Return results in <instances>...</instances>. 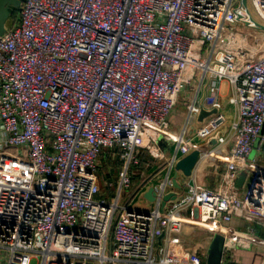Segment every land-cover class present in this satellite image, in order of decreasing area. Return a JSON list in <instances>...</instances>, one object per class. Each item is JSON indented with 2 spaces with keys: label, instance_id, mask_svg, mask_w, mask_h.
I'll list each match as a JSON object with an SVG mask.
<instances>
[{
  "label": "built area",
  "instance_id": "2783aa9c",
  "mask_svg": "<svg viewBox=\"0 0 264 264\" xmlns=\"http://www.w3.org/2000/svg\"><path fill=\"white\" fill-rule=\"evenodd\" d=\"M259 24L264 0H24L0 36V264H201L172 256L188 208L211 231L227 229L226 258L250 250L252 230L227 225L239 210L264 219V170L243 195L237 186L264 128ZM196 76L207 85L188 123L222 106L223 81L237 108L223 179L162 207L168 174L155 209L136 205L151 180L133 188L136 152L166 160L158 141ZM204 120L176 138L170 169L226 116ZM105 150L122 160L112 180L100 176Z\"/></svg>",
  "mask_w": 264,
  "mask_h": 264
},
{
  "label": "crops",
  "instance_id": "0c3cea01",
  "mask_svg": "<svg viewBox=\"0 0 264 264\" xmlns=\"http://www.w3.org/2000/svg\"><path fill=\"white\" fill-rule=\"evenodd\" d=\"M11 21L10 23H12ZM9 24V23H8ZM207 81L201 84L196 76L192 84L189 85L179 96V101L175 111L169 116V127L165 135L158 141V147L165 153L166 160L156 163L153 167L152 174L149 179V186H156L163 182L170 173V179L175 172V165L172 169L168 162L177 152L176 138L185 130L187 137L195 136L198 128L202 126L205 120L200 121L199 117L188 123V105L193 101L201 103L205 96ZM220 99L222 106L217 109L216 114L226 116V122L220 127V130L213 136L219 137V142L209 152H201V157L193 173L190 177H185L182 173H178V182L183 184V189L179 191V195L185 194L186 189L190 185H201L209 188L217 187L226 170V158L231 147V124L236 118L237 108L230 103L231 88L227 81H223L220 85ZM207 109H210L206 106ZM214 110V108H212ZM211 110V111H212ZM212 136V137H213ZM211 138V137H210ZM209 138V139H210ZM198 140L197 147L206 145L208 140ZM196 147V148H197ZM264 170V128L261 136L255 142L254 148L247 160V168L240 172L247 174V179L243 186L238 185L239 192L243 195L246 192L248 181L252 170ZM239 180V179H238ZM134 183L133 188L138 185ZM170 188L169 190H172ZM134 191V190H133ZM139 199L141 207L146 209H155L156 204L141 199V194L137 193L134 200ZM228 228L247 231L252 230L253 247L250 250L239 249L231 256L226 258L223 254L222 264H261L264 256V219L249 215L243 210L236 212L232 222L227 225ZM215 232L211 231L208 224H202L200 217L191 218L190 209L186 210L185 222L182 232L174 236V245L172 248V256L177 261L189 262L198 260L201 264H207L209 246L212 242ZM160 244L161 240H157Z\"/></svg>",
  "mask_w": 264,
  "mask_h": 264
},
{
  "label": "water",
  "instance_id": "95a60500",
  "mask_svg": "<svg viewBox=\"0 0 264 264\" xmlns=\"http://www.w3.org/2000/svg\"><path fill=\"white\" fill-rule=\"evenodd\" d=\"M24 0H0V36L6 32L9 19L11 18L14 11H19ZM244 4H247V0H244ZM259 26L264 29V26ZM218 111L214 109L212 111L201 110L199 120L203 121L206 117L212 114H216ZM219 142L218 136L211 137L206 145L195 148L189 154L179 158L175 164V172L171 178L173 189L168 191L161 199V206L165 207L168 202L175 201L179 197V191L183 189V184L179 183L178 173H182L185 177H190L201 157V152L207 153ZM170 174V173H169ZM247 179V174L242 173L238 180V185L243 186ZM148 181V180H147ZM146 183V182H145ZM162 184L164 182H161ZM143 197L151 203H155L157 200V192L154 185L149 186L144 192ZM227 229L221 228L215 232L212 242L209 246L207 264H222L224 242L226 237ZM162 237H159L161 240Z\"/></svg>",
  "mask_w": 264,
  "mask_h": 264
},
{
  "label": "trees",
  "instance_id": "16d2710c",
  "mask_svg": "<svg viewBox=\"0 0 264 264\" xmlns=\"http://www.w3.org/2000/svg\"><path fill=\"white\" fill-rule=\"evenodd\" d=\"M18 17V11H16ZM15 19V20H16ZM114 151L105 150L102 155L103 166L100 171V176L105 180H112L116 178L118 169L122 165V160L120 156L114 157ZM137 155V164H134L130 170V175L132 183H137L138 181L148 180L152 174L153 167L156 165L157 160L153 158L146 150H138ZM135 168V169H134ZM117 169V171H113ZM104 187V185H103ZM110 189V188H109ZM113 189L110 190V195H112Z\"/></svg>",
  "mask_w": 264,
  "mask_h": 264
},
{
  "label": "rangeland",
  "instance_id": "374dc122",
  "mask_svg": "<svg viewBox=\"0 0 264 264\" xmlns=\"http://www.w3.org/2000/svg\"><path fill=\"white\" fill-rule=\"evenodd\" d=\"M250 8H251V11H252V14H253V16H254V18L255 19H260L259 18V16H258V14H257V12H256V10L253 8V6H252V3L250 2ZM17 12L16 11H14V13L12 14V16H11V18L9 19V23L11 22V21H14V19H16V16H17V14H16ZM133 168V167H132ZM135 169V168H134ZM113 171L115 172V171H117V169H113ZM139 204V199L137 200V202H136V205H138Z\"/></svg>",
  "mask_w": 264,
  "mask_h": 264
}]
</instances>
